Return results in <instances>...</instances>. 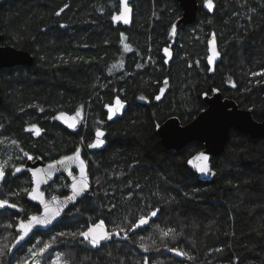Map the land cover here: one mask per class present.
<instances>
[{
	"label": "trees",
	"instance_id": "obj_1",
	"mask_svg": "<svg viewBox=\"0 0 264 264\" xmlns=\"http://www.w3.org/2000/svg\"><path fill=\"white\" fill-rule=\"evenodd\" d=\"M196 1L195 22L172 34L181 14L176 0H132L129 27L110 21L119 0H0L1 44L32 56L30 65L0 69V161H7L0 188L21 209H0V226L11 225L0 264H22L26 249L41 242L69 264H264V138L231 129L223 152L210 160L214 175L202 180L192 168L202 144L171 153L156 132L169 117L189 123L214 92L248 109L254 120L264 118V75H252L264 72V0H212L210 13L204 0ZM213 34L219 60L210 70ZM117 98L125 108L108 119ZM59 111L79 112L78 127L59 124ZM32 125L39 135L25 130ZM98 128L106 145L89 152ZM77 145L89 164L92 196L12 249L16 218L38 211L25 200L28 177L10 171L27 159L17 158L20 149L51 160ZM66 184L57 176L45 192L61 197ZM155 208L157 216L127 239L121 233L93 248L79 236L101 221L109 232L130 228ZM168 228L176 229L174 238L161 237L159 229Z\"/></svg>",
	"mask_w": 264,
	"mask_h": 264
},
{
	"label": "water",
	"instance_id": "obj_2",
	"mask_svg": "<svg viewBox=\"0 0 264 264\" xmlns=\"http://www.w3.org/2000/svg\"><path fill=\"white\" fill-rule=\"evenodd\" d=\"M131 1L132 0H127L128 7L130 8V12L128 13L129 22L125 24L123 20L112 19V16L123 13V6L119 0L118 12L110 17V21L114 25H120L122 27L130 26L132 18V8L130 5ZM176 2L181 10V14L175 21L174 25H176L178 28L179 26H186L194 23L196 20L197 1L176 0ZM203 5L207 12H212L213 8L212 10H209L205 7V0L203 1ZM1 40L2 35L0 32V69L12 68L17 65H30L32 63V56L28 51L15 48L11 45H3L1 44ZM213 46L218 52L215 38L210 36L207 40L208 56L206 59L210 70H213L215 64L219 60L218 55L213 57V62L211 64L208 62V57L212 56ZM169 58L170 55L168 54L167 58L165 59V63L169 61ZM203 100L205 103V108L201 110L189 123L182 125L176 117H169L157 127L156 132L162 147L171 153L182 151V149L190 142H198L202 144V149L193 156L192 168L200 179L207 180L210 178L212 171L206 174L199 171V169L205 165L211 169L210 160L213 156L219 155L223 152L229 137V131L234 129L239 133L247 134L252 139L264 138V118L261 121L254 120L251 112L248 109L239 108L235 101L229 98H223L219 92H214L211 96H205ZM123 105L124 107L120 109L114 116H121L122 111L125 108V103H123ZM115 109L116 107L114 110ZM61 115L63 116V119L57 118L55 120L63 127L72 130L73 128L68 127V124L70 123H75L76 128L78 127L80 120L76 115L67 113L65 111H59L56 113L55 117H60ZM97 130H100L104 133L102 128L96 129L94 132V137L90 143L95 141V133ZM100 139L104 141L102 146L98 148L87 147V150L89 152L102 150L106 145V140L104 139V135L100 137ZM77 149L80 150L81 158L85 161L89 189L82 196L77 197L75 200L69 201L66 197L71 195V185L74 182H78L82 178L79 169V162L76 164H70L67 169L58 165L57 168L51 172L49 170V165L55 164L56 161L62 159L65 156L73 155ZM202 156L207 157V160L198 159V157ZM14 167H20L22 169L21 172L15 174L20 175L23 173L29 176L30 189L25 196V200L28 203L37 206L39 209L37 213L29 214L26 219L19 218L17 220V230L19 229L21 223L27 224L29 218L32 216H36L42 221L50 220V222L33 223L27 235H24L22 231L18 230V234L12 242V249H16L22 245L32 235L33 232L45 231L58 223L62 219L64 213L74 206L80 199L84 197L90 198L92 196V182L89 174V164L83 157V148L81 145H77L73 152L59 156L55 159L43 160L41 157L27 159L24 163L13 166L11 169L12 172L14 171ZM34 171L36 172L35 177L32 176V172ZM69 172H71V175H69ZM57 176H63L65 178L67 182L66 194L61 197L55 195V197H57V201L53 202V196L47 198L43 188L48 186ZM37 185L39 186L40 191L44 193V202L49 205V210L47 213H45L44 204L40 203L39 198L36 200L30 198L29 193L33 188L37 187ZM57 209H59V214L55 215ZM95 224L98 223L91 224L88 226V228L93 227ZM146 225H142L133 231H129V233L132 234ZM104 229L107 230L105 226ZM21 236H23V239L20 238ZM175 255L178 257L181 256L177 255L176 253ZM144 264L147 263L144 262Z\"/></svg>",
	"mask_w": 264,
	"mask_h": 264
},
{
	"label": "snow or ice",
	"instance_id": "obj_3",
	"mask_svg": "<svg viewBox=\"0 0 264 264\" xmlns=\"http://www.w3.org/2000/svg\"><path fill=\"white\" fill-rule=\"evenodd\" d=\"M121 5L123 6V13H121L120 15H114L112 16L113 20H123V22L125 24H127L129 22L128 20V13L130 12V8L128 7L127 4V0H120ZM65 7H67V5H65ZM205 7L209 10H212L213 8V4H212V0H205ZM64 11V8H61L60 11H58L56 13V15H60L61 12ZM177 30V26L176 25H172L171 28V32L172 34H175ZM213 38H214V34H213ZM125 51H130V49L128 48V46H125ZM165 54H168L167 49L164 50ZM219 53L216 51L215 47L213 46L212 48V56L208 57V62L209 64H211L213 62V57L218 56ZM113 67H116V65H113ZM253 76L256 75H264V72H259V73H252ZM165 84L167 83V81L164 82ZM163 91V90H161ZM157 100L160 99V96L157 95L155 97ZM141 100H144L145 97L141 96L140 97ZM116 109L114 110L112 107L108 108V119H112L113 116L124 107L123 103L121 102V100L119 98L116 99ZM41 111H43V109H41ZM77 116H80V113L77 112L76 114ZM63 119V116L61 115L60 117H54V119ZM69 128H76V124L75 123H70L68 124ZM26 131L32 132L35 131L36 135H39V129L36 128L35 125H32L31 127L25 129ZM96 139L94 142L89 143L87 145V147L89 148H98L100 146L103 145L104 141L102 139H100V137H102L104 135V133L100 130H97L96 133ZM81 141L83 142V138H81ZM0 143H2V141H0ZM12 145H15L17 148H19V143L16 140H12L11 141ZM20 151L23 153V157H17L18 159L20 158H24L26 157L27 159H33L32 156H30L27 152H24L23 149L21 148ZM11 159V157L9 158ZM198 159H204L207 160V157H198ZM77 162H79V169H80V173H81V179L78 182H74L71 185V195L66 197L69 201L75 200L77 197L82 196L85 192L88 191L89 189V183H88V179H87V174H86V165H85V161L81 158L80 155V150L77 149L73 155L71 156H65L62 159L56 161L55 164H50L49 165V170L54 171L57 166H63V168L67 169L69 167L70 164H76ZM7 164V161H5L4 163H0V181H2L4 179L5 176V165ZM21 168L20 167H14V171H13V175H15V173H19L21 172ZM199 171H201L202 173H209L211 172V169L208 168L207 165L200 167ZM214 175V173H212ZM69 175H71V172H69ZM32 176L35 177L36 176V172H32ZM47 182V181H45ZM24 191H28L27 189H25ZM30 198L33 200H36L39 198L40 203L44 204L45 207V213L48 212L49 210V205L46 204L44 202V193L42 191H40L39 186L37 185V187L33 188L32 191L29 193ZM52 201L56 202L57 201V197L53 196L52 197ZM5 206L9 207V208H17V210H21L18 208V206L16 204L13 203H9V201L7 199H0V209L4 208ZM160 211L159 208H155L153 209L149 215L147 216H140L138 221H134L131 225L130 228H124V227H120L119 225H117L116 230H114L113 232H108L107 230L104 229V222L101 221L98 224H95L93 227H89L87 231H82L79 233V236L83 237L84 240L88 241L91 246L93 248H97L101 245L102 241L105 240H110L113 236H120L121 233H124V239L128 238V232L129 231H133L136 228L142 226V225H146L149 223V221L153 218L156 217L158 212ZM59 214V209H57V212L55 213V215ZM54 218V217H53ZM50 222V220H40L38 219L36 216H32L31 218H29L28 223H21L19 226L20 231L23 232L24 235H27L28 231H30V228L32 226L33 223H48ZM9 227H11V225H9ZM159 228V226H157ZM99 230V231H98ZM161 237L162 238H167L172 236L174 238V236L176 235V229L174 228H168L167 230L165 229H159ZM61 235H63V233H61ZM77 234L76 233H72V236L75 237ZM21 239H23V236L20 237ZM143 239V238H142ZM7 247V246H5ZM50 247V245H45L44 249H42L41 251L47 250V248ZM140 247L143 248L145 251L148 250V246L144 243L140 244ZM172 251H175L177 255H187V253L182 252L179 249H172ZM216 251H220V249H216ZM33 255H38L37 253H33ZM191 258V257H189ZM69 264V262L67 260H64L62 258V256L60 254H57L56 260L53 262V264Z\"/></svg>",
	"mask_w": 264,
	"mask_h": 264
},
{
	"label": "rangeland",
	"instance_id": "obj_4",
	"mask_svg": "<svg viewBox=\"0 0 264 264\" xmlns=\"http://www.w3.org/2000/svg\"><path fill=\"white\" fill-rule=\"evenodd\" d=\"M161 90H163V91H161ZM161 90H160V92L158 94L159 96H161L162 93L164 92V87ZM115 107H116V104L112 106L113 109ZM0 163H3V162L0 161ZM1 190L2 189L0 188V199H7L8 201H9L10 198L12 199V196L9 195V192L6 193L4 191L5 192V194H4V192L1 191ZM25 194H26V192H25ZM9 203H10V201H9ZM4 208L9 209V207H7V206H5ZM17 219L18 218H16V220ZM0 228H1V230H3L2 233L0 234V244H1L0 247H1V249H5L4 247L7 246V244H8L7 242H9L8 241V236H10L9 235V230H10L11 227H9L7 223H4V224H2V226H0ZM16 229H17V225H16ZM12 238L13 237H11L10 239L13 240ZM38 242H39V240H38ZM38 242H37V244H38ZM41 243L42 244H41V246L39 248L38 247L36 248L35 246H33V247H30V248L26 249V253L23 255L24 256V260H21L22 264H53V262L56 260L57 254H60V253L57 252V254H55V252H48V250L51 248L52 244H47L45 242H41ZM45 245H50V247H48L47 250L41 251L42 249H44ZM33 253H37L38 255L34 256ZM61 264H62V262H61Z\"/></svg>",
	"mask_w": 264,
	"mask_h": 264
},
{
	"label": "flooded vegetation",
	"instance_id": "obj_5",
	"mask_svg": "<svg viewBox=\"0 0 264 264\" xmlns=\"http://www.w3.org/2000/svg\"><path fill=\"white\" fill-rule=\"evenodd\" d=\"M166 58H167V57H166ZM166 58H165V59H166ZM33 159H34V158H33ZM26 160H27V159H26ZM26 160H25V161H26ZM25 161H23L22 163H24ZM18 164H21V163H18ZM15 165H17V164H15ZM15 165H13V166H15ZM13 166H12V167H13ZM12 167L10 168V171H11V172H12V170H11ZM12 173H13V172H12ZM22 174H23V173H22ZM15 175H17V174H15ZM23 175H26V176L28 177V180H29V176H28L27 174H23ZM55 178H56V177H55ZM55 178H54V179H55ZM0 182H1V181H0ZM51 183H52V182H51ZM51 183H50V184H51ZM50 184H49V185H50ZM46 187H47V186H46ZM46 187L43 188L44 191H45V188H46ZM66 187H67V184H66ZM29 189H30V180H29V188H28V191H29ZM28 191H27V192H28ZM27 192H26V194H27ZM26 194H25V196H26ZM45 194H46V192H45ZM52 196H55V195H52ZM52 196H47V194H46V197H47V198H50V197H52ZM63 196H64V195H63ZM31 205H32V204H31ZM34 206H35V205H34ZM36 207H37V206H36ZM38 211H39V209H38ZM38 211H37V212H38ZM37 212H33V213H37ZM29 214H32V213H29ZM29 214H28V215H29ZM28 215H27V216H28ZM27 216H26L25 218H21V219H26ZM18 219H19V218H18ZM18 219H17V220H18ZM17 220H16V223H17ZM17 231H18V230H17ZM17 234H18V233H17ZM16 236H17V235H16Z\"/></svg>",
	"mask_w": 264,
	"mask_h": 264
},
{
	"label": "bare ground",
	"instance_id": "obj_6",
	"mask_svg": "<svg viewBox=\"0 0 264 264\" xmlns=\"http://www.w3.org/2000/svg\"><path fill=\"white\" fill-rule=\"evenodd\" d=\"M175 24V23H174Z\"/></svg>",
	"mask_w": 264,
	"mask_h": 264
}]
</instances>
